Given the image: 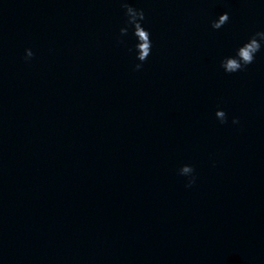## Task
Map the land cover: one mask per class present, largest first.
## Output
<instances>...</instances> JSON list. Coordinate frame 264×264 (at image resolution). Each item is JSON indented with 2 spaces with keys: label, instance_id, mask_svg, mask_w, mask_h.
<instances>
[{
  "label": "clouds",
  "instance_id": "9594fccd",
  "mask_svg": "<svg viewBox=\"0 0 264 264\" xmlns=\"http://www.w3.org/2000/svg\"><path fill=\"white\" fill-rule=\"evenodd\" d=\"M121 7L125 11L127 17V25L132 28V35L136 38L137 43L135 44L136 59L140 61L134 65V70L139 71L143 67L145 62L151 55L152 41L150 32L146 30L142 21L145 20V13L143 9H137L128 3V0H121ZM229 21V14L227 12L219 15L214 20L211 27L215 30H219ZM128 27H122L120 29V35L126 36L128 34ZM123 43V41H120ZM262 43H264V31H259L253 34L247 42L240 46L236 50L234 56L225 57L221 61V67L226 73H236L243 71L248 65L252 64L255 60L256 54L261 50ZM33 52L31 49L25 50V59H31ZM217 119L223 124L227 122V114L223 110H217L215 113ZM233 124L239 123L238 119L233 118ZM179 175L189 177L186 184L190 187L195 183L194 168L191 165H183L179 169Z\"/></svg>",
  "mask_w": 264,
  "mask_h": 264
}]
</instances>
